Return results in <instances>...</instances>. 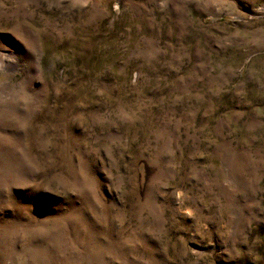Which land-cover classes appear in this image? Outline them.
<instances>
[{
	"label": "rangeland",
	"instance_id": "374dc122",
	"mask_svg": "<svg viewBox=\"0 0 264 264\" xmlns=\"http://www.w3.org/2000/svg\"><path fill=\"white\" fill-rule=\"evenodd\" d=\"M0 264H264V0H0Z\"/></svg>",
	"mask_w": 264,
	"mask_h": 264
},
{
	"label": "bare ground",
	"instance_id": "6f19581e",
	"mask_svg": "<svg viewBox=\"0 0 264 264\" xmlns=\"http://www.w3.org/2000/svg\"><path fill=\"white\" fill-rule=\"evenodd\" d=\"M3 66H2V61H1V58H0V69L2 68Z\"/></svg>",
	"mask_w": 264,
	"mask_h": 264
}]
</instances>
